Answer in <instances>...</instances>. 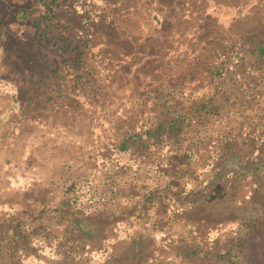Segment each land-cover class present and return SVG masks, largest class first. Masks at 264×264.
I'll use <instances>...</instances> for the list:
<instances>
[{"label":"trees","instance_id":"obj_1","mask_svg":"<svg viewBox=\"0 0 264 264\" xmlns=\"http://www.w3.org/2000/svg\"><path fill=\"white\" fill-rule=\"evenodd\" d=\"M5 17L33 25L37 60L63 67L73 90L93 84L112 48L140 44L144 23L148 43L169 46L153 63L188 67L165 70L159 118L127 132L99 171L66 181L48 222L0 207V264H264V0H0V34Z\"/></svg>","mask_w":264,"mask_h":264},{"label":"rangeland","instance_id":"obj_2","mask_svg":"<svg viewBox=\"0 0 264 264\" xmlns=\"http://www.w3.org/2000/svg\"><path fill=\"white\" fill-rule=\"evenodd\" d=\"M169 9L167 6L154 13L155 25ZM143 17L149 18L150 12L145 10ZM1 21L0 207L39 226L62 205L66 181L99 171L112 156V147L127 132L139 128L146 118H159L161 111L154 97L159 86L168 81L165 70L176 62L181 64V71L186 70L188 58L175 56L170 62V57L160 66L153 63L169 46L162 40L148 43L146 28L153 24L144 23L143 30L137 31L140 44L135 40L117 51L112 48L98 65L93 84L73 90L70 85L74 77L68 81L63 67H58V72L48 71L37 60L42 58L31 44L33 25L24 33L14 29L6 17ZM71 26L67 30H77ZM124 36H112L108 44H118ZM97 45L99 41L94 42L95 52ZM136 45L138 51L133 54L130 49ZM108 75L113 76V82L107 83ZM44 76L57 78L58 83L45 86ZM192 88L193 84L187 86L189 91ZM249 182L238 184L240 195L247 191Z\"/></svg>","mask_w":264,"mask_h":264}]
</instances>
